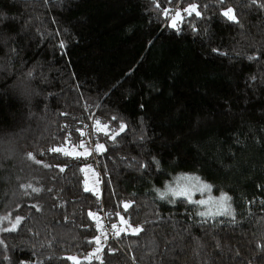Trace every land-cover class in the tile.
I'll list each match as a JSON object with an SVG mask.
<instances>
[{
	"label": "trees",
	"instance_id": "1",
	"mask_svg": "<svg viewBox=\"0 0 264 264\" xmlns=\"http://www.w3.org/2000/svg\"><path fill=\"white\" fill-rule=\"evenodd\" d=\"M189 2L199 17L184 13ZM261 4L0 0V30L16 33L0 47V226L20 217L15 231L0 232V264H264ZM228 7L236 22L222 15ZM177 10L179 30L169 26ZM22 74L40 90L27 106L15 98L26 85L6 87ZM81 140L87 158L50 151ZM90 163L99 196L84 188ZM181 172L226 192L234 216L200 218L185 200L158 198ZM102 215L112 230L123 217L142 231L104 239ZM96 236L100 259H85Z\"/></svg>",
	"mask_w": 264,
	"mask_h": 264
},
{
	"label": "snow or ice",
	"instance_id": "2",
	"mask_svg": "<svg viewBox=\"0 0 264 264\" xmlns=\"http://www.w3.org/2000/svg\"><path fill=\"white\" fill-rule=\"evenodd\" d=\"M217 2L221 5L226 4V0H217ZM253 3H255V0H252ZM261 7H264V4L260 5ZM157 8L160 7L159 4L156 5ZM169 9L165 8L163 10V14L164 16H169ZM184 13H186L188 16H191L193 13H195V15L197 17H199L201 15V12L198 10V5L197 3H192L189 2V6L187 8L183 9ZM222 15L224 17H226L228 20L236 22V16L233 13V9L231 7L226 8V10H224L222 12ZM185 19L184 16L181 15L180 11H176L175 15L171 17V21H170V27L179 30V24ZM61 48H64V44L61 43L60 44ZM115 119V118H114ZM101 124L100 121H96V125H97V131H100V127L99 125ZM104 130L108 129V125H104ZM125 130V125L123 123L120 124L119 126V131L118 132H114V135H112L110 138L111 139H115L116 135H119L120 133H122ZM80 135L83 136L84 133L81 131ZM70 139V137L68 138ZM76 148H81L84 149L83 152H77ZM105 149V146L103 144H96L95 146V151L100 152L103 151ZM50 151L52 152H62L64 155H72L73 158H79L81 156L87 158L88 155H91V152L88 150V148L85 147V141L81 140L80 143L78 145H75L72 149V151H68L66 148H52L50 149ZM29 159H34V157L32 156V154H29ZM37 163H39V161H36ZM47 166V165H45ZM88 168L90 169V166H88ZM61 171H63L64 169L61 168ZM81 171H85L84 168H81ZM178 180H186L189 183L184 184V185H180L179 183L177 184V186L175 188H172L171 186H167V191L166 192H160L159 189H157V192L160 196L161 199H166L168 197H171L170 202L171 203H176L177 202V197H184L188 203H195L196 205H202V206H208L210 203H215L218 204V209L216 212H211V211H201L198 212L197 215L204 217V218H210L213 216H221V215H231V205L230 203H228L231 198L229 196H227L226 194H221V196L218 198V200H216L215 198L211 197L210 195L208 196L207 199H200V200H192V196L193 193L195 191H199L202 194L204 192H210L211 190V186L204 184L200 181L199 177H181L178 178ZM90 189L86 186L85 187V191H89ZM33 191H39L38 189H33ZM99 199V197H97ZM262 203H264V201H262ZM130 207L129 204H125L124 205V209L125 211H127V209ZM93 213H89V216H93ZM117 215H119V213H117ZM121 221L125 224L128 225V227L131 228L132 234H139L142 229L140 227H131V225L128 224V221L125 220L123 217H121ZM20 223V217H16L15 218V222L11 224V227H2L0 226V232H11V231H15L17 226ZM102 226L100 224H97V228L98 230L101 228ZM112 227L115 229L117 226L115 224L112 225ZM125 229L124 228H120L118 231L115 232V236H120L121 232H124ZM104 235L103 232H101V236ZM101 236H96L94 237L93 240L88 241L89 244L95 243L97 245V247L94 249V252L89 254L88 256L85 257V259H91L92 256H95L97 259H100V257L97 255L98 253H100L102 251V248L99 247V245L101 244ZM107 237H105L106 239ZM3 244V241L0 240V245ZM109 251H114L113 249H109ZM5 259H7V257H5ZM68 260H72L75 262V264H79V261H76L75 257H67ZM101 264H103V261H101Z\"/></svg>",
	"mask_w": 264,
	"mask_h": 264
},
{
	"label": "rangeland",
	"instance_id": "3",
	"mask_svg": "<svg viewBox=\"0 0 264 264\" xmlns=\"http://www.w3.org/2000/svg\"><path fill=\"white\" fill-rule=\"evenodd\" d=\"M59 148H66L68 151H72L73 146H62ZM77 152H83L79 149L76 148ZM62 153V152H60ZM63 154V153H62ZM68 156H72V155H68ZM88 166H90V169L88 168ZM82 168L85 169V171H83V183H84V188L87 186L90 190V192H92L94 195L99 196L101 194V176L99 171L94 167V164L90 163V164H85L82 166ZM181 177H198L196 174L192 173V172H181V173H177L176 175H174L170 180L166 181L165 184L160 187L157 188L160 190V192H166L167 191V186H171L172 188H175L177 186V184L179 183L180 185H184L189 183L186 180H178V178ZM200 181L204 184L210 185L211 186V190L210 192H204L203 194L199 191H195L193 193L192 196V200H200V199H207L208 196L210 195L211 197L215 198L216 200H218V198L221 196V194H226L227 196H229L226 192L221 191V190H215L214 186L203 181L202 179H200ZM157 189L155 190L156 196L158 198H160ZM161 199V198H160ZM182 199L185 200L187 204L191 205L194 209H195V215L200 217V218H204L201 217L199 215H197L198 212L201 211H211V212H216L218 209V204L215 203H210L207 207L206 206H202V205H196L195 203H188V201L184 198V197H177V200ZM167 203H171V197H168L166 199H161ZM228 203H230L231 205V215H221V216H213L210 217L208 219H213V218H221V217H233L234 216V209L232 206L231 201H229ZM97 219V218H96ZM124 228L126 232L128 233H132L131 228H125L124 224H122V227ZM114 230V229H113ZM119 229H115L114 231H118ZM76 261H79L78 259H76ZM73 264H75L74 261H72Z\"/></svg>",
	"mask_w": 264,
	"mask_h": 264
},
{
	"label": "clouds",
	"instance_id": "4",
	"mask_svg": "<svg viewBox=\"0 0 264 264\" xmlns=\"http://www.w3.org/2000/svg\"><path fill=\"white\" fill-rule=\"evenodd\" d=\"M7 14H0V29H2V25L7 23ZM16 39V33L10 32L7 29L0 30V47L7 49L9 43ZM7 51L4 52L3 56L0 57V64H3L5 68H7ZM17 84L26 85L21 91L15 94V98L25 104V106L33 104L35 100L40 97L39 85L30 80L28 75H20L15 79L10 80L6 87L7 89H14Z\"/></svg>",
	"mask_w": 264,
	"mask_h": 264
},
{
	"label": "built area",
	"instance_id": "5",
	"mask_svg": "<svg viewBox=\"0 0 264 264\" xmlns=\"http://www.w3.org/2000/svg\"><path fill=\"white\" fill-rule=\"evenodd\" d=\"M85 147L88 148L89 151L91 150V145L89 143H85ZM98 224L102 226L99 230L104 233V235H102L104 239L105 237L109 238L114 236L112 228L108 225L103 215L99 217Z\"/></svg>",
	"mask_w": 264,
	"mask_h": 264
}]
</instances>
